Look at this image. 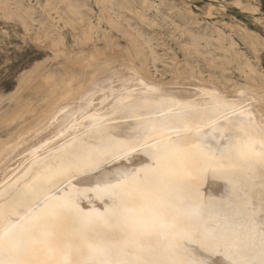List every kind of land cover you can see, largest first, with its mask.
I'll return each mask as SVG.
<instances>
[{"label":"bare ground","instance_id":"bare-ground-1","mask_svg":"<svg viewBox=\"0 0 264 264\" xmlns=\"http://www.w3.org/2000/svg\"><path fill=\"white\" fill-rule=\"evenodd\" d=\"M98 2H108L105 6L106 14L104 17L106 22L110 30L121 31L128 37L131 43L129 47L131 56L133 58L141 56V58L146 59L137 63L143 76H145V79H142L147 82L143 83L142 86L149 85L145 88L147 91L143 92L145 99H129V96H126L114 101L112 104L117 105V108L121 107L118 113H122L123 121L116 124L115 130L112 132H101L99 125L103 120L95 121L92 118L89 121L90 126L85 128L84 124H86L87 117H84L81 123L80 120L75 121L69 129H64L55 141L49 143L36 154L27 157L22 165L12 171L2 183L4 187L0 186V211L3 212L6 221H8L5 227H11L13 231L22 226L27 227L30 218L34 219L38 215L46 214L70 196L76 197L75 209L80 214L110 215L114 206L113 198L107 194L98 195L94 189L97 186L102 187L106 182L115 184L117 180L125 178L132 172H141L143 175V169H150L155 163L142 146L139 151L124 155L121 151L123 143L128 140L143 138L149 144L165 145L167 141L159 135L160 131H158L161 124L170 119H175L177 124L183 120H189L194 124H200L205 135H201L195 129L192 132L181 134L183 139L179 140L178 143L183 147L184 152L180 159L175 162V175L169 177L171 183L177 188L183 187L185 184L183 168L185 166L195 168L203 162L201 156L203 144H201V148L196 147L200 142L210 146L216 157L215 162L223 164L226 173L224 178L209 180L200 186L197 204L202 216L199 220L189 219L188 230L203 233L207 228V234L215 237L211 242L214 245L220 244L218 248L205 253L203 258L208 260V264H213V261L216 264H233V261L243 262V264H261V261L264 260V232L261 231L262 226H264L261 221V216H264V169H262L258 157L246 160L241 158L240 151L249 141H254L255 150L259 151L260 142L264 138V126L257 120L263 111L261 109L255 110L250 104L242 105L236 100L224 99L210 91L208 92L209 103L204 102L205 99L204 101L201 99L192 108L188 106L177 107L174 111L168 112L167 106L172 107V105L165 98H152V90L157 91L161 85L172 79V76L168 80L164 79L162 75L165 71L160 70L158 66V61H161L160 58L164 57L166 53L159 54L152 43L153 39L146 36L144 31L138 28L139 25L134 24L132 14H137V17H140L143 22H151L153 25L159 24L158 19L167 25H172V15L163 12L159 5L161 2L158 4L154 0H139L143 9L140 13L138 12L139 14L135 12L136 7L130 0H99ZM13 4L16 6L15 9L12 7ZM44 7L48 10H60L62 13L60 17L66 25H71L76 29L80 28V34L76 35L78 42L85 44V41H91L93 38L102 35L101 38L111 41L109 46L112 45L113 35L104 34L98 23L93 25L89 14L92 8L86 1L45 0ZM0 9L5 10L9 16H18L27 31H32L34 35L42 33L45 40L54 43V47H52L55 51L56 48H60V43H62L63 48L66 46L64 34L54 21L42 20L38 27L34 28L36 22L33 16L34 8L31 10V8L21 4L12 3L11 0H0ZM150 10L153 11V16L147 14ZM101 14L103 15L102 12ZM191 24L194 23L188 21L175 22L176 28L186 36L188 35L187 41L185 40V44L182 45L189 54L203 58L208 62V66L219 65L222 70L226 68L223 67L224 63L220 60H224L226 63L234 61L238 64L239 70L251 79L250 82L254 81L253 78H257L253 76V74L257 75V70L250 63H247L249 61L243 62L241 60L242 55L236 48L238 43L234 40L229 41L225 35L226 32L224 33L217 26L219 29L216 31L217 33L209 34L204 30L194 29L190 26ZM163 39L161 38V40ZM216 41L219 45L215 44ZM95 49L99 51L100 48L95 47ZM219 50L222 53H218ZM80 62L84 63L83 60ZM83 65L85 66V64ZM192 66L191 72L195 76L197 75L200 80H205L204 83L214 86L224 94L233 92L238 88H248L247 82L245 84L234 82L227 84L218 76L204 77V71L200 67ZM116 71L118 70L110 73ZM169 71L171 70L169 69ZM169 71L167 70L168 73ZM104 73L99 75L100 82L98 83L95 82L96 76L93 71L89 75L87 74L89 79L90 75H93L89 80L90 88L102 83L105 74H110ZM260 73L264 74L262 71L258 74ZM87 77H83L85 79L82 83L83 86L88 82ZM257 81H259L260 89H264V78L258 76ZM93 91H98V87L94 88ZM69 95L70 93L68 94L69 99L59 98L58 103L54 106L60 105L62 101L70 100L71 96ZM85 99H89V96L85 95L80 103ZM188 108L193 110L191 112L185 111ZM157 109L165 112V115H160ZM210 124L219 126V131L213 132L207 126ZM168 133L175 138V133ZM149 137L153 139H149ZM81 138L85 139L76 145L74 142ZM97 153L101 155V159L94 167L76 172L74 176L56 174L57 170L70 159L75 160L84 154L96 155ZM155 175L149 173L146 178L151 180ZM60 227L66 234L71 235L76 224L71 216H67L61 220ZM99 227L104 229L103 225ZM107 230L117 231L115 227ZM171 239L177 240L180 237L173 236ZM181 243L189 251H204L196 241L181 240ZM5 258H7L6 255Z\"/></svg>","mask_w":264,"mask_h":264},{"label":"rangeland","instance_id":"rangeland-1","mask_svg":"<svg viewBox=\"0 0 264 264\" xmlns=\"http://www.w3.org/2000/svg\"><path fill=\"white\" fill-rule=\"evenodd\" d=\"M11 1L31 8V10L34 8L33 16L36 19L34 28H37L42 20L57 23L64 34L66 46L63 48L60 43V48H56L55 51L54 43L47 39L46 41L42 33L34 35L32 31L26 30L18 16H9L5 10L0 9L1 187H4L2 183L12 171L22 165L27 157L36 154L55 141L63 130L69 129L75 121L80 120L81 123L82 118L87 117L86 124H84V127L87 128L90 126L91 118L95 121L103 120L99 125L100 131H114V126L121 123L123 118L122 113H118L121 107L117 108V105L112 103L126 96L143 100L145 99L143 92H146L145 88L149 86L147 84L143 85L145 87L142 86L147 82L143 80L145 76L137 65L146 59L139 56L135 57V60L130 53L131 43L128 37L121 31L110 30L106 22L104 16L106 14L105 6L108 2L80 0L86 1L91 6L92 10L89 11V14L93 25L98 23L104 34L113 35L111 46H109L111 41L101 38L102 35L91 41H85V44L78 42L76 37L80 34V28L76 29V27L66 25L60 17L62 14L60 10L45 9V0ZM130 1L134 3L136 13L143 11L139 0ZM154 1L158 4L161 2L159 4L161 10L172 15V25H167L160 19H158L159 24L153 25L151 22H143L140 17H137V14H132L134 24L139 25L138 28L142 29L144 32L141 31L150 39H153L152 43L159 54L166 53L164 57L160 58L161 61H158L159 69L165 71L163 74L165 76L162 75V77L168 80L172 76V79L161 85L157 91L152 90V98H165L172 105L174 111L177 107L192 108L201 99L203 101L205 99L204 102L209 103L208 92L211 91L224 99L236 100L242 105L250 104L255 110L261 109L263 112L260 113L261 117L257 121L264 126V89H260L259 81L256 82L258 76L264 78V74H258L260 71L264 73V0ZM12 7L15 9L16 6L13 4ZM49 11L52 12L51 15ZM147 14L153 16V11L150 10ZM174 21L194 23L195 25L191 24L190 26L194 29L204 30L209 34H216L219 29L226 32L225 35L229 41L234 40L238 43L236 48L242 55L241 60L249 61L247 63L257 70V75L253 74L257 78H253L254 81L250 82L251 79L239 70L238 64L234 61L232 64L220 60L224 63L223 67L226 68L222 70L219 65L208 66V62L203 58L189 54L183 47L188 35L181 33L176 28ZM160 37L164 39L161 40ZM181 39L184 40L183 43ZM215 44L219 45L218 41ZM95 47L100 48L99 51ZM220 52L219 50L218 53ZM81 60L84 61L85 66L80 62ZM189 63L200 67L204 71V77L218 76L227 84H233V82L245 84L247 82L248 88H238L224 94L214 86L204 83L205 80H200L197 75L195 76L191 72L193 66ZM114 70L118 71L110 73ZM91 71L96 76V83L100 82L99 75L104 72L110 74L104 73L102 83L90 88L89 80L93 75H90V79L88 75ZM84 76H88L85 86L82 85L85 81ZM96 87H98V91H93ZM69 93L70 100L62 101L60 105L54 106L58 103L59 98H68ZM85 95L89 96V99L80 103ZM158 131H160L161 137H164L160 134L161 132H164L165 135L170 134L163 128ZM84 139L81 138L74 143L77 145Z\"/></svg>","mask_w":264,"mask_h":264},{"label":"snow or ice","instance_id":"snow-or-ice-1","mask_svg":"<svg viewBox=\"0 0 264 264\" xmlns=\"http://www.w3.org/2000/svg\"><path fill=\"white\" fill-rule=\"evenodd\" d=\"M157 111L165 115V112ZM167 111L172 112L173 108L167 106ZM185 111L191 112L192 109ZM207 126L213 132L219 131L215 124ZM161 128L175 133V138L161 132L167 141L165 145L156 146L139 138L124 142L121 148L123 154L128 155L139 151L142 146L155 162L152 168L143 169V175L132 172L115 184L106 182L94 189L98 195L107 194L113 198L110 215L80 214L75 209L76 197L70 196L46 214L30 218L27 227L13 231L11 227H5L8 221L0 211V264H208V260L203 258L205 253L220 244L211 242L215 237L207 234V228L203 233L190 232L188 220L201 218L197 204L199 188L209 180L224 178L225 166L215 162V154L208 144L200 142L196 147L201 148L203 144V162L195 168L185 166V184L175 187L169 177L175 175V162L184 152L178 143L183 139L181 134L193 129L201 135L205 133L200 124L189 120L179 124L175 119L166 120ZM254 144V141L247 142L240 156L246 160L258 157L264 169V138L259 151L255 150ZM100 159L99 153L84 154L67 161L56 174L74 176L76 172L94 167ZM149 173L156 175L149 180L146 178ZM67 216H71L76 224L71 235L60 227L61 220ZM261 221L264 225V216H261ZM113 227L117 231L107 230ZM261 231L264 232V226ZM173 236L180 239L172 240ZM181 240L196 241L204 251H189ZM233 264L243 262L233 261Z\"/></svg>","mask_w":264,"mask_h":264}]
</instances>
